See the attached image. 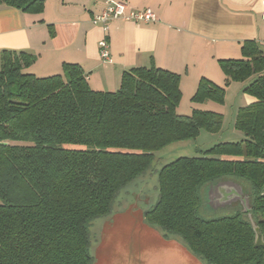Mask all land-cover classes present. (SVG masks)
I'll list each match as a JSON object with an SVG mask.
<instances>
[{"label": "trees", "instance_id": "trees-1", "mask_svg": "<svg viewBox=\"0 0 264 264\" xmlns=\"http://www.w3.org/2000/svg\"><path fill=\"white\" fill-rule=\"evenodd\" d=\"M47 0H0V7L39 14ZM52 29V25H50ZM53 34V31H51ZM241 58L219 65L225 85L202 77L191 101L224 104L226 87L246 82L257 100L238 109V141L220 140L202 156H180L158 171L150 226L179 237L207 264H264V244L239 202L205 218L209 187L244 185L264 238V52L252 40ZM27 51L3 50L0 66V264H93L90 225L109 215L118 194L149 174L157 151L203 131L217 135L224 114L178 112L181 74L138 66L117 90L93 89L78 63L38 76Z\"/></svg>", "mask_w": 264, "mask_h": 264}, {"label": "crops", "instance_id": "crops-1", "mask_svg": "<svg viewBox=\"0 0 264 264\" xmlns=\"http://www.w3.org/2000/svg\"><path fill=\"white\" fill-rule=\"evenodd\" d=\"M126 1L133 8L152 9L157 21H112L111 61L100 56L103 31L92 22L106 0H47L39 14L0 7V66L3 50L27 51L45 75L62 72L65 62L78 63L93 89L114 91L124 71L155 64L181 74V89L187 86L193 93L202 77L225 85L219 60L241 58L245 41H255L264 52V0ZM247 83L228 85L224 104H195L222 112L225 126L228 108L236 118L240 107L257 100L244 92ZM224 135L208 136L217 142Z\"/></svg>", "mask_w": 264, "mask_h": 264}, {"label": "rangeland", "instance_id": "rangeland-1", "mask_svg": "<svg viewBox=\"0 0 264 264\" xmlns=\"http://www.w3.org/2000/svg\"><path fill=\"white\" fill-rule=\"evenodd\" d=\"M26 71L47 76L35 63ZM182 92L178 112L189 114L199 106L191 101L194 92L190 93L187 86L182 88ZM222 133L225 135L221 140L238 141L243 137L235 128L232 107L228 108ZM208 135L213 134L203 131L196 140L175 142L155 152L151 172L121 190L109 215L92 221L90 234L93 264H207L179 237L166 236L163 231L147 224L144 212L158 200L159 169L180 156H202L198 149L205 150L216 144V137L213 140ZM226 213L229 212L224 211V208L214 210L207 201L201 216L211 218Z\"/></svg>", "mask_w": 264, "mask_h": 264}, {"label": "built area", "instance_id": "built-area-1", "mask_svg": "<svg viewBox=\"0 0 264 264\" xmlns=\"http://www.w3.org/2000/svg\"><path fill=\"white\" fill-rule=\"evenodd\" d=\"M125 19L136 23L157 21L155 12L150 8L137 9L131 7L126 0H106L105 6L94 15L92 22L102 28L103 37L99 41L100 56L104 61H111L110 24L114 20Z\"/></svg>", "mask_w": 264, "mask_h": 264}, {"label": "water", "instance_id": "water-1", "mask_svg": "<svg viewBox=\"0 0 264 264\" xmlns=\"http://www.w3.org/2000/svg\"><path fill=\"white\" fill-rule=\"evenodd\" d=\"M207 201L214 210L225 208L234 202L240 201L243 205V212L248 213L252 226L256 233V245H263L264 238L260 233L259 226L255 224L251 215V198L243 184L234 180H223L209 187Z\"/></svg>", "mask_w": 264, "mask_h": 264}]
</instances>
